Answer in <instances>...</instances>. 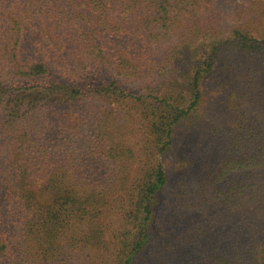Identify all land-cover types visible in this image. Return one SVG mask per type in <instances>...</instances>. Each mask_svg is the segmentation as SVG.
<instances>
[{"label": "trees", "instance_id": "trees-1", "mask_svg": "<svg viewBox=\"0 0 264 264\" xmlns=\"http://www.w3.org/2000/svg\"><path fill=\"white\" fill-rule=\"evenodd\" d=\"M263 3L223 35L213 0H0V264H264Z\"/></svg>", "mask_w": 264, "mask_h": 264}, {"label": "rangeland", "instance_id": "rangeland-1", "mask_svg": "<svg viewBox=\"0 0 264 264\" xmlns=\"http://www.w3.org/2000/svg\"><path fill=\"white\" fill-rule=\"evenodd\" d=\"M250 3L251 0H213L212 19L207 22L210 25L207 27L224 35L239 19L249 20ZM219 37L221 36L217 38ZM216 79V75L212 76L204 90L206 101L203 107L208 118L205 125L198 130L179 133V137L167 152L163 164L170 182H173L178 174L202 171L203 166L209 164L216 152L217 137L222 134L223 128V118L216 101L220 89ZM39 199L49 200L46 196H39ZM160 210L157 208V212Z\"/></svg>", "mask_w": 264, "mask_h": 264}]
</instances>
